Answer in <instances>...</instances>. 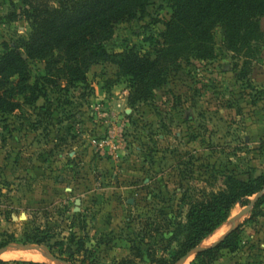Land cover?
I'll list each match as a JSON object with an SVG mask.
<instances>
[{"label":"rangeland","instance_id":"rangeland-1","mask_svg":"<svg viewBox=\"0 0 264 264\" xmlns=\"http://www.w3.org/2000/svg\"><path fill=\"white\" fill-rule=\"evenodd\" d=\"M23 1L0 0V55L31 31L21 14ZM169 15L166 2L151 0L141 19L115 25L106 50L135 45L152 53L150 39ZM259 27L262 45L246 77L244 57L225 48L217 29L213 57L181 61L149 101L132 105L129 82L113 62L91 65L86 81L66 90L63 82L45 84L44 63L30 60L31 80L44 85L51 113L39 110L47 105L40 97L36 106L21 103L0 114V259L63 264L46 257L49 245L74 263L111 264L131 256L133 245L143 251L151 246L158 257L169 235L166 226L185 210L182 193L218 190L228 175L263 173L264 17ZM257 194L245 205L234 204L201 244L216 241L232 220L249 217L254 204L248 214L241 212ZM246 230L238 251L215 264H264V205ZM35 234L47 240L30 241ZM80 239L84 248L78 251ZM148 259L144 252L137 263Z\"/></svg>","mask_w":264,"mask_h":264},{"label":"trees","instance_id":"trees-1","mask_svg":"<svg viewBox=\"0 0 264 264\" xmlns=\"http://www.w3.org/2000/svg\"><path fill=\"white\" fill-rule=\"evenodd\" d=\"M162 1L170 8V15L162 21L164 29L158 37L150 39L152 53L135 45L110 53L104 44L113 36L115 25L141 19L151 0H24L21 14L30 21L31 31L0 55V114L13 112L21 103L36 106L41 97L47 105L38 108L50 115L51 103L44 85L31 80L30 60L44 63L45 84L54 88L63 82L66 90L84 83L91 65L113 62L129 82L128 103L149 101L166 85L169 72L181 61L213 57L217 29L221 31L225 48L244 57L241 76H247L262 45L259 21L264 17V0ZM263 190L264 172L246 179L228 175L223 187L215 191L195 195L184 192L180 203L185 210L178 220L166 226L170 227L169 235L160 256L151 246L143 251L139 245H133L131 256L111 264H139L137 260L143 258L144 252L149 258L147 264H176L226 221L234 204L245 205L248 197ZM262 205L264 192L256 199L249 217L217 245L197 252L188 264H215L225 254L238 251L239 243L249 233L246 227L254 221L256 210ZM154 230L159 232L158 227ZM29 240L42 243L47 239L35 234ZM75 244L78 251L84 248L82 239ZM51 249L49 245L51 254L70 264H106L93 260L74 263L55 255ZM0 264L48 263L0 259Z\"/></svg>","mask_w":264,"mask_h":264},{"label":"water","instance_id":"water-1","mask_svg":"<svg viewBox=\"0 0 264 264\" xmlns=\"http://www.w3.org/2000/svg\"><path fill=\"white\" fill-rule=\"evenodd\" d=\"M264 192L263 191H260L258 192V194L256 195V198H258L262 193ZM79 203V200L76 199L75 200V204L78 205ZM254 204V201L247 207H244V209L242 210L241 213L243 214H248L250 212V209H251V206ZM243 221L240 220V221H236L233 225H231L216 241H214L213 243H211L210 245L208 246H203L202 244L196 246L193 250H191L186 256H184L179 262L180 264H184L188 255L191 254V253H194L196 254L197 252L201 251L202 249L204 248H207V247H210V246H214V245H217L219 242H221L231 231H233L241 222ZM15 249H21V250H27V249H37L38 246H32V245H15L13 246ZM6 248V247H5ZM5 251L4 249L0 250V254ZM46 257L52 261H55V262H60V263H63V264H67V263H64L62 261H60L59 259H57L56 257H54L53 255H51L49 252L46 253Z\"/></svg>","mask_w":264,"mask_h":264},{"label":"bare ground","instance_id":"bare-ground-1","mask_svg":"<svg viewBox=\"0 0 264 264\" xmlns=\"http://www.w3.org/2000/svg\"><path fill=\"white\" fill-rule=\"evenodd\" d=\"M234 222H235V220H232V221L230 222V225H233ZM230 225H229V226H230Z\"/></svg>","mask_w":264,"mask_h":264}]
</instances>
